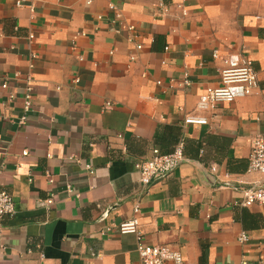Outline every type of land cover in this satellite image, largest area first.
<instances>
[{
	"label": "crops",
	"instance_id": "1",
	"mask_svg": "<svg viewBox=\"0 0 264 264\" xmlns=\"http://www.w3.org/2000/svg\"><path fill=\"white\" fill-rule=\"evenodd\" d=\"M16 2L0 0V185L17 208L0 224V264H141L137 236L114 228L137 205L145 242L184 264L264 261V205L241 204L261 178L248 168L264 133V0ZM231 54L253 61L258 87L185 125ZM180 141L183 163L144 185L135 164Z\"/></svg>",
	"mask_w": 264,
	"mask_h": 264
},
{
	"label": "built area",
	"instance_id": "2",
	"mask_svg": "<svg viewBox=\"0 0 264 264\" xmlns=\"http://www.w3.org/2000/svg\"><path fill=\"white\" fill-rule=\"evenodd\" d=\"M161 7L164 6L163 0H158ZM17 5L25 4V0H17ZM114 8L113 5H111ZM183 14H187L185 9ZM120 18V14L116 18ZM128 30L132 34V38H138L139 34L135 25H129ZM34 36L31 35V38ZM73 46H76L73 43ZM137 48L141 49L142 44L137 43ZM218 51L215 52V57H218ZM83 59V57H80ZM135 59L134 55L131 60ZM226 66L221 70V79L218 86H211L199 97L196 113H188L184 117L185 125H204L209 122L208 113L212 112L219 104L232 102L237 98L252 94L258 87V74L254 68L253 61L243 54H231L224 60ZM14 77H20V72H15ZM79 78L75 77L74 82H78ZM185 84H190L189 79L184 80ZM158 83H161L158 81ZM3 89L9 88V80L5 78L1 84ZM31 77H27V84L23 95V113L20 116L18 123L24 125L28 122L29 115L33 111L34 97ZM15 93H9V100L15 99ZM110 106V103H107ZM251 150L249 157L248 171L258 173L259 180L247 182L249 187L243 189V199L241 204L250 206L254 203L264 205V133H259L250 140ZM28 151H23L26 155ZM185 160L184 142L180 141L170 153H162L158 148L153 149L152 156L149 159L135 164L137 171L140 174V181L144 185H149L157 179H162L173 173ZM215 170V168H212ZM52 199H48L47 203L51 204ZM139 206L135 207V215L125 221L115 225L119 233H132L138 239V253L141 259V264H184L185 260L179 250L173 249L168 245L162 244H147L144 240L141 224L139 220ZM17 212L16 203L11 193L3 189L0 185V224L4 217L13 216ZM112 227H105L103 232H109ZM249 235L244 231L239 235V241L247 242ZM240 264H264V261H242Z\"/></svg>",
	"mask_w": 264,
	"mask_h": 264
}]
</instances>
